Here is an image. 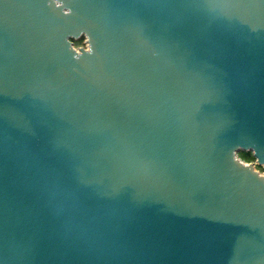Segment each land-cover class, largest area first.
Instances as JSON below:
<instances>
[{
  "label": "water",
  "instance_id": "95a60500",
  "mask_svg": "<svg viewBox=\"0 0 264 264\" xmlns=\"http://www.w3.org/2000/svg\"><path fill=\"white\" fill-rule=\"evenodd\" d=\"M240 152L264 0H0V264H264Z\"/></svg>",
  "mask_w": 264,
  "mask_h": 264
},
{
  "label": "trees",
  "instance_id": "16d2710c",
  "mask_svg": "<svg viewBox=\"0 0 264 264\" xmlns=\"http://www.w3.org/2000/svg\"><path fill=\"white\" fill-rule=\"evenodd\" d=\"M81 40H82V37H80V38L77 40V42L74 41V40H72V41H73V43H74L75 45H80ZM239 157H240L245 163H253V162L256 161V159H255V157H254V155H253L252 152H240V153H239ZM258 169H259V170H263V168H262V167H259V166H258Z\"/></svg>",
  "mask_w": 264,
  "mask_h": 264
},
{
  "label": "rangeland",
  "instance_id": "374dc122",
  "mask_svg": "<svg viewBox=\"0 0 264 264\" xmlns=\"http://www.w3.org/2000/svg\"><path fill=\"white\" fill-rule=\"evenodd\" d=\"M74 41L77 42L76 39H75ZM79 46H81V47H86V39H85L84 36H82V40H81L80 45H75V44H74V47H75V48H77V47H79ZM241 160H242V159H241ZM247 164H250V163H247ZM251 164H253V165L257 168V170H258L259 172H261L262 174H264V169H263V170H259L256 161L253 162V163H251Z\"/></svg>",
  "mask_w": 264,
  "mask_h": 264
}]
</instances>
